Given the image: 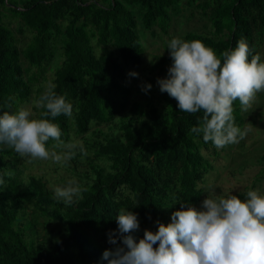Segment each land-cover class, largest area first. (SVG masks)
<instances>
[{"label": "trees", "instance_id": "obj_1", "mask_svg": "<svg viewBox=\"0 0 264 264\" xmlns=\"http://www.w3.org/2000/svg\"><path fill=\"white\" fill-rule=\"evenodd\" d=\"M179 1L0 0V112H14L32 94L38 100L53 86L73 103L71 118L61 115L53 121L61 128V138L71 141L72 132L88 152L63 165L87 189L74 205L65 206L42 176L30 174L25 181L16 152L0 145V264H107L103 252L123 246L116 221L120 208L137 214L140 227L133 235L142 238L145 229L157 231L158 222L170 223L180 202L194 206L200 200L201 184L212 169L202 148L214 145L190 129L203 114L179 111L177 102L159 87L156 97L147 90L142 99L129 103L127 67L138 66L144 52L130 5L141 6L146 30L157 26L167 33L169 8ZM187 2L195 3L212 30L189 32L184 40H200L221 56L245 38L258 53L254 33L264 32V0ZM7 17L29 31L23 47ZM57 44L61 60L52 80L38 85ZM168 61L170 54L159 64ZM36 111L39 118L45 109L36 106ZM233 115L235 124L243 122L239 101L234 102ZM102 123L109 128H100ZM263 176L264 167L252 186ZM123 186L129 194L123 193ZM245 194L236 193L241 199ZM112 233L116 245L109 243Z\"/></svg>", "mask_w": 264, "mask_h": 264}, {"label": "clouds", "instance_id": "obj_2", "mask_svg": "<svg viewBox=\"0 0 264 264\" xmlns=\"http://www.w3.org/2000/svg\"><path fill=\"white\" fill-rule=\"evenodd\" d=\"M167 49L172 64L167 78L157 83L162 93L177 102L179 111L203 114L190 133H202L203 141L217 149L245 139L250 129L235 124L234 102L239 101L242 111L247 112L257 94L264 92L260 54L253 53L245 38L221 56L195 39L172 38ZM150 88L148 84L143 90ZM35 104L45 109L39 118L29 107L0 112V145H7L29 161L51 160L66 165L78 153L87 157L83 142H66L59 124L53 122L61 115L71 118L73 103L49 86ZM50 140L54 141L51 148L47 146ZM85 191L72 178L66 186L54 188V198L72 206ZM179 204L170 223L158 222L157 231L145 229L138 240L133 235L140 227L137 214L120 208L116 221L123 246L106 249L102 259L107 264H264V194L259 190H249L241 199L236 194H217L213 189L199 209L190 203ZM109 243L117 244L114 233Z\"/></svg>", "mask_w": 264, "mask_h": 264}, {"label": "rangeland", "instance_id": "obj_3", "mask_svg": "<svg viewBox=\"0 0 264 264\" xmlns=\"http://www.w3.org/2000/svg\"><path fill=\"white\" fill-rule=\"evenodd\" d=\"M16 1L18 4L20 0ZM13 3V2H12ZM137 23V32L140 36V42L143 47V55L141 63L136 66L127 67V84L132 89V95L129 103L139 101L143 97L144 87L148 84L154 96H157L158 79L167 78L168 69L172 64V60L159 64L161 58L169 55L167 49L168 43L172 38H182L189 32L209 33L212 30L210 21L201 14L199 8L195 7V3L190 4L187 0H180L169 8L170 26L167 33L154 26L151 30H146L141 22L142 9L139 4L130 5ZM15 36L19 39V46L23 47L28 40L30 33L25 29L22 22L9 17L6 18ZM95 50L102 52V48L93 41ZM254 45L257 52L264 60V32L254 33ZM55 56L52 63L44 70L42 76L36 84L47 86L53 77V68L61 60V45L55 46ZM23 67L27 68L28 63L21 57ZM130 70H132L130 72ZM35 71L33 68L30 72ZM138 75L132 76L131 73ZM34 94H32L29 102L20 104L19 107H29L37 117L36 104ZM17 108L14 110L16 111ZM243 122L236 124L241 129L248 127L250 130L245 139L238 144L228 145L222 149L202 148V153L206 159L211 162L212 169L205 175L203 183V193L200 200L194 205L200 208L202 201L205 199L209 191L215 190L217 194H236L245 193L249 190H259L264 194V176L261 180L252 186V182L260 169L264 167L261 156L264 154V92L258 93L255 101L249 111L244 112L241 109ZM100 128L108 129L107 124H100ZM72 140H79L80 137L71 132ZM51 148V147H49ZM59 151V150H57ZM18 166L21 169V175L26 181L28 175H38L53 188L57 186H66L68 180L75 178L70 172L64 169L63 165L53 163L51 160L29 161L27 158H21L17 153ZM123 193L129 194L127 187L123 186ZM137 240L140 238L135 234ZM120 246V244H118Z\"/></svg>", "mask_w": 264, "mask_h": 264}]
</instances>
